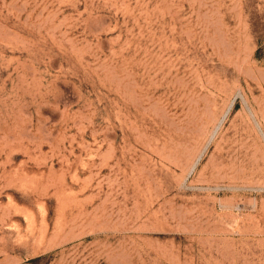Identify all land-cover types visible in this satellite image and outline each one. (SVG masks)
<instances>
[{"label": "rangeland", "instance_id": "rangeland-1", "mask_svg": "<svg viewBox=\"0 0 264 264\" xmlns=\"http://www.w3.org/2000/svg\"><path fill=\"white\" fill-rule=\"evenodd\" d=\"M0 264H264V0H0Z\"/></svg>", "mask_w": 264, "mask_h": 264}, {"label": "bare ground", "instance_id": "bare-ground-1", "mask_svg": "<svg viewBox=\"0 0 264 264\" xmlns=\"http://www.w3.org/2000/svg\"><path fill=\"white\" fill-rule=\"evenodd\" d=\"M25 175H26V173H25ZM27 176H28V175H26V178H27ZM32 176H33V175H32ZM38 177L40 178V176H38ZM60 177H61V176H60ZM17 178H18V177H17ZM23 178H25V177H22V179H23ZM34 178H35V177H34ZM29 179H31V178L29 177ZM32 179H33V178H32ZM32 179H31V182H33ZM16 180H17V179H16ZM35 180H36V179H35ZM36 184H37V182H36ZM36 184H34V185H36ZM38 186H39V185H38ZM41 186H42V185H41ZM34 187H35V186H34ZM39 187H40V186H39ZM42 187H43V186H42ZM36 189H37V187H36ZM28 217H29V216H28ZM30 218H31V217H30ZM33 221H34V220H33ZM33 221H32V222H33Z\"/></svg>", "mask_w": 264, "mask_h": 264}]
</instances>
